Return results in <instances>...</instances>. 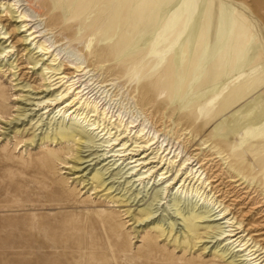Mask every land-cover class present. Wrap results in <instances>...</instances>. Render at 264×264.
Instances as JSON below:
<instances>
[{
	"label": "bare ground",
	"instance_id": "bare-ground-1",
	"mask_svg": "<svg viewBox=\"0 0 264 264\" xmlns=\"http://www.w3.org/2000/svg\"><path fill=\"white\" fill-rule=\"evenodd\" d=\"M21 46L29 54L30 46L36 51L28 64L33 68L27 69L43 62L40 77L46 89L35 103L44 112L40 119L69 120L85 131L81 135L73 126L60 128L45 139L101 142L104 159L125 166L122 175L134 178L138 187L154 188L153 204L172 198L187 237H197L201 224L213 232L211 224L223 221L212 237L244 253V263L264 264V238L253 234L228 204L221 174L215 176L207 167L212 156L226 162L229 177L241 182L244 198L262 197L257 204L263 207L264 50L243 11L222 0H0V60L15 58L11 70L19 68L13 64ZM62 52H69L68 62L60 58ZM116 80L136 84L140 112L128 120L94 98L97 89L105 92ZM154 88L170 104L193 110L186 127L191 134L217 121L211 140L203 141L204 146L212 141L211 156L189 153V141L182 142L181 136L178 146L175 140L166 144L167 134L146 109L156 104L150 94ZM236 106L231 121L243 124L241 129L220 119ZM58 154L49 152L46 162L62 161ZM103 175L96 172L94 178ZM184 203L193 209L185 213ZM150 206L142 209L147 218L153 217ZM199 206L205 212H198ZM99 216L105 219L103 209ZM176 226L170 223L172 232Z\"/></svg>",
	"mask_w": 264,
	"mask_h": 264
},
{
	"label": "rangeland",
	"instance_id": "rangeland-1",
	"mask_svg": "<svg viewBox=\"0 0 264 264\" xmlns=\"http://www.w3.org/2000/svg\"><path fill=\"white\" fill-rule=\"evenodd\" d=\"M222 1L248 16L264 50V0ZM18 49L22 52L17 59L20 61L13 64L15 68L19 65L18 69L9 68L15 58L11 63L0 60V264H246L244 253L212 237L218 232L217 224L223 221L211 224L213 232L201 224L197 237H187L182 218L171 207L172 198L153 204L154 188L138 187L134 178L122 175L125 166L119 168L110 159L105 160L101 142L78 144L45 139L60 128L73 126L81 135L84 130L69 120H54L53 116L40 119L44 112L35 103L46 89L40 77L43 62L35 70L27 69L33 68L28 64L36 51L33 46L28 48L32 50L30 54L25 46ZM61 54L60 58L68 62L69 52ZM111 84L106 85L105 92L97 89L98 94L92 96L113 115L122 113L126 120L137 115L136 84L117 80ZM159 92L155 89L150 93L156 104L146 109L152 123L167 134L166 144H173L181 136L182 142L189 141V153L201 159L211 156L208 146L212 141L205 146L203 141L211 140L209 133L217 121L191 134L186 127L193 110L182 109L180 103L170 104ZM236 108L224 112L220 119L241 129L243 124L231 121ZM49 152L60 153L62 161L46 162ZM209 159L207 167L215 176L221 174V189L228 204L233 205L253 234L264 238V204L262 208L257 204L262 197L244 198L245 190L238 188L241 182L235 180L239 179L229 177L226 162L216 156ZM96 172L105 177L95 179ZM151 204L148 209L153 211V217L149 219L142 209ZM181 207L185 213L193 209L189 203ZM102 209L106 213L104 220L99 216ZM197 209L205 212L203 206ZM173 221L177 223L175 232L170 228Z\"/></svg>",
	"mask_w": 264,
	"mask_h": 264
}]
</instances>
